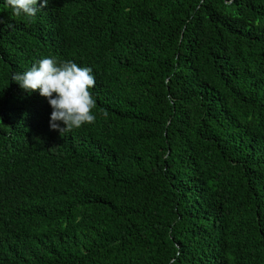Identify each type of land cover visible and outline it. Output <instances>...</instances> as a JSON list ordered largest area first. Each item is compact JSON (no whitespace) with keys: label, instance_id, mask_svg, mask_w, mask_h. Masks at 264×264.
Wrapping results in <instances>:
<instances>
[{"label":"trees","instance_id":"16d2710c","mask_svg":"<svg viewBox=\"0 0 264 264\" xmlns=\"http://www.w3.org/2000/svg\"><path fill=\"white\" fill-rule=\"evenodd\" d=\"M0 21V264H264V0H0ZM51 56L96 80L62 136L12 81Z\"/></svg>","mask_w":264,"mask_h":264},{"label":"clouds","instance_id":"9594fccd","mask_svg":"<svg viewBox=\"0 0 264 264\" xmlns=\"http://www.w3.org/2000/svg\"><path fill=\"white\" fill-rule=\"evenodd\" d=\"M4 3L12 9L14 17L34 18L48 6L49 0H4ZM12 81L26 92L39 90L52 109L50 129L59 131L61 136L95 120L92 110L96 101L90 89L96 80L89 67L81 68L71 59L44 57L29 69L14 73Z\"/></svg>","mask_w":264,"mask_h":264}]
</instances>
